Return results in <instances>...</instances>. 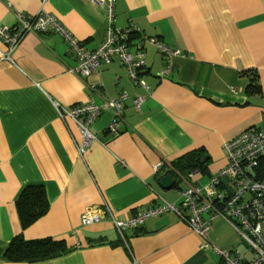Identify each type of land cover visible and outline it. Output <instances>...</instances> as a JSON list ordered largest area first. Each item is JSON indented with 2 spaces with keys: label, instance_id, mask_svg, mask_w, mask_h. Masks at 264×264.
I'll use <instances>...</instances> for the list:
<instances>
[{
  "label": "crops",
  "instance_id": "obj_1",
  "mask_svg": "<svg viewBox=\"0 0 264 264\" xmlns=\"http://www.w3.org/2000/svg\"><path fill=\"white\" fill-rule=\"evenodd\" d=\"M113 3V25L135 26L129 45L145 52L141 78L148 90L132 82L117 58L83 78L70 73L75 58L53 32L25 34L11 60L0 59V249L18 234L63 240L67 247L29 261L0 256V264H223L174 212L127 229L126 243L107 215L83 224L82 214L108 208L125 219L161 199L177 203L180 189L204 183L224 166V141L264 128V0ZM39 11L58 17L87 49L104 38L106 12L93 0H0V27H12L18 12ZM145 37L186 55L160 77L162 57ZM249 69L257 71L260 84L252 95L245 92L248 75L241 74ZM122 91L130 98L119 133L107 130L112 113L102 111L90 127L95 140L79 155L77 126L59 117L52 101L65 110L91 96L100 103ZM136 95L144 98L139 109L131 102ZM197 148L207 157L203 172H171L174 182L159 184L161 167L172 168L170 162ZM26 185L44 187L48 209L22 228L16 199ZM207 238L219 249L241 250L244 242L221 217L212 220ZM245 245L240 252L248 258Z\"/></svg>",
  "mask_w": 264,
  "mask_h": 264
},
{
  "label": "built area",
  "instance_id": "obj_2",
  "mask_svg": "<svg viewBox=\"0 0 264 264\" xmlns=\"http://www.w3.org/2000/svg\"><path fill=\"white\" fill-rule=\"evenodd\" d=\"M105 9L107 23L102 42L94 49H87L68 30L62 21L52 13L39 11L35 14L17 13L16 23L12 27H0V39L6 46L0 50V59L11 60V51L27 33L53 32L58 34L67 46L76 63L68 68L81 78L96 72L102 65L117 58L126 69L128 77L135 85L148 90V83L141 78V72L147 66L145 52L140 48L131 49L129 33L135 26L119 29L113 25V0H93ZM154 45L163 60L160 77L168 75L174 68V59L184 57L181 48L164 44L157 37H145ZM232 90H235L232 88ZM130 98L122 91L116 98L96 102L92 96L86 102L65 109L52 101L59 117L70 118L77 126L80 142L76 144L79 155L95 140L90 127L104 110L112 113L107 130L116 135L124 121V102ZM132 104L139 109L143 96H133ZM225 164L204 183H189L179 190V201L171 203L164 199L138 210L125 219L116 218L108 208L105 210H87L82 214V223L97 222L107 215L113 222L119 238L126 243L125 231L141 225L151 217L166 212H174L202 240L201 247H211L223 264H264V128H248L224 141ZM160 165L155 166L159 169ZM190 173L188 177H191ZM223 218L247 244L250 257H245L236 249H219L211 245L207 236L212 220Z\"/></svg>",
  "mask_w": 264,
  "mask_h": 264
},
{
  "label": "trees",
  "instance_id": "obj_3",
  "mask_svg": "<svg viewBox=\"0 0 264 264\" xmlns=\"http://www.w3.org/2000/svg\"><path fill=\"white\" fill-rule=\"evenodd\" d=\"M135 36L134 30L129 33L128 40ZM241 74L248 75V82L245 86V92L248 95L260 92V84L257 71L249 69ZM204 149L197 148L191 150L177 159L170 162V167H161L159 171L187 174L192 171L203 172L205 162L201 163ZM16 208L22 228L30 225L39 217L45 214L48 209V200L45 189L42 185H26L20 191L16 199ZM63 240L53 239L51 237L25 239L22 234L14 236L1 250L0 256L8 261H29L38 258H44L66 250Z\"/></svg>",
  "mask_w": 264,
  "mask_h": 264
},
{
  "label": "water",
  "instance_id": "obj_4",
  "mask_svg": "<svg viewBox=\"0 0 264 264\" xmlns=\"http://www.w3.org/2000/svg\"><path fill=\"white\" fill-rule=\"evenodd\" d=\"M207 160V157L201 158L200 162L203 163ZM177 177H180L179 174H176ZM159 184L165 187H168L174 182V178L171 172L166 171L162 174L158 180Z\"/></svg>",
  "mask_w": 264,
  "mask_h": 264
},
{
  "label": "rangeland",
  "instance_id": "obj_5",
  "mask_svg": "<svg viewBox=\"0 0 264 264\" xmlns=\"http://www.w3.org/2000/svg\"><path fill=\"white\" fill-rule=\"evenodd\" d=\"M240 238H241V237H240ZM241 240H242V238H241ZM242 242H243V241H242ZM236 250H238V249H236ZM238 251H242V252L246 251V245H245L244 242L242 243V248H241V250H238Z\"/></svg>",
  "mask_w": 264,
  "mask_h": 264
}]
</instances>
